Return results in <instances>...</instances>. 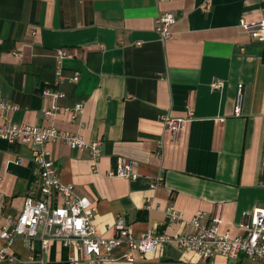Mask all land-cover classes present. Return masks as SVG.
I'll return each mask as SVG.
<instances>
[{"label":"crops","instance_id":"0c3cea01","mask_svg":"<svg viewBox=\"0 0 264 264\" xmlns=\"http://www.w3.org/2000/svg\"><path fill=\"white\" fill-rule=\"evenodd\" d=\"M263 8L264 0H0V99L17 107L10 123L101 142L97 171L89 151L48 143L61 181L92 202L99 234L115 236L124 218L137 236H175L204 213L206 221L222 217L221 231L235 237L264 208V43L239 27ZM164 12L176 18L166 41L155 30ZM60 50L70 55L61 65ZM216 81L224 88H213ZM79 102L84 113L75 122L66 108ZM164 115L189 118L177 141ZM35 150L0 139V232L26 199L43 197ZM122 159L134 162L136 179L109 175ZM171 205L183 222H171ZM9 251L16 264H86L60 241L44 250L39 236L17 238ZM127 252L125 244L114 249L109 264L229 263L203 261L176 243L134 262Z\"/></svg>","mask_w":264,"mask_h":264},{"label":"built area","instance_id":"2783aa9c","mask_svg":"<svg viewBox=\"0 0 264 264\" xmlns=\"http://www.w3.org/2000/svg\"><path fill=\"white\" fill-rule=\"evenodd\" d=\"M159 3L171 0H157ZM176 22L174 13H161L156 20V32L162 41L172 38V27ZM239 27L249 33L254 40L264 43V8L261 18L248 22L241 20ZM16 56L22 57L21 52ZM70 55L60 50L56 52L59 65ZM75 73L73 81L79 80ZM213 88H224L223 81L213 83ZM243 85H239L235 114L242 112ZM59 97H64L60 94ZM84 103L79 102L72 108L73 121H78L84 113ZM17 109L12 104L0 99L1 118L0 139L9 143L32 144L36 150L34 161L39 167L42 199L28 198L24 202L22 212L17 218H8V225L0 232V264H16L9 251L17 238L35 239L38 236L46 250L53 241H60L64 246L74 247L85 259L86 264H109L114 249L128 246L124 259L134 262L136 255L148 257L165 249L169 243H176L183 250L195 253L201 260L210 262L216 256L224 257L228 264H264V208L255 209L249 220L240 224L242 234L232 237L229 232L221 231L224 223L222 217H213L206 221L204 213H198L187 222L188 230L183 234L170 236L167 234L144 233L133 234L124 218L114 225L115 236L107 238L98 233L93 225L95 208L87 197L78 195L74 189L61 181L55 162L48 149V143L63 141L73 149L89 151L93 170L97 171V163L102 155L101 142H88L82 136L72 133H61L54 126L34 127L14 125L10 123L9 114ZM59 107L52 106L45 113L47 118L55 116ZM189 118L164 115L161 121L169 131L173 141H177L186 128ZM110 176L136 179L134 162L122 159L117 170ZM155 186V185H154ZM153 186V187H154ZM63 201L57 203L55 197ZM171 222H183V214L171 205L168 209ZM41 232L39 233V230ZM32 264H45L42 260H34Z\"/></svg>","mask_w":264,"mask_h":264},{"label":"trees","instance_id":"16d2710c","mask_svg":"<svg viewBox=\"0 0 264 264\" xmlns=\"http://www.w3.org/2000/svg\"><path fill=\"white\" fill-rule=\"evenodd\" d=\"M262 59L264 61V50L262 51Z\"/></svg>","mask_w":264,"mask_h":264}]
</instances>
